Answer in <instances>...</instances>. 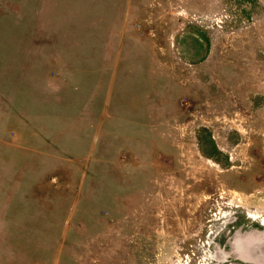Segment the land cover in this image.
Returning a JSON list of instances; mask_svg holds the SVG:
<instances>
[{
	"label": "rangeland",
	"instance_id": "1",
	"mask_svg": "<svg viewBox=\"0 0 264 264\" xmlns=\"http://www.w3.org/2000/svg\"><path fill=\"white\" fill-rule=\"evenodd\" d=\"M263 232L264 0H0V264H264Z\"/></svg>",
	"mask_w": 264,
	"mask_h": 264
},
{
	"label": "water",
	"instance_id": "2",
	"mask_svg": "<svg viewBox=\"0 0 264 264\" xmlns=\"http://www.w3.org/2000/svg\"><path fill=\"white\" fill-rule=\"evenodd\" d=\"M256 236V238H258V237H261V238H263V236H264V232H263V234H259V236H257V235H255ZM261 238L260 239H258L257 240V243L254 245V244H250V243H248L247 242V244L248 245H246V246H248V247H250L251 249H252V247H257L258 249H259V251L261 252L260 254H262L263 253V255H264V248H260V247H258L257 245H262V242H263V240H261ZM260 241V242H259ZM248 251L250 252V249H248ZM251 253V252H250ZM251 255H252V257H255L256 255H257V253H255V255H253V253H251ZM243 257H240V258H242V259H244V260H249L248 258H247V256L246 255H242ZM246 256V257H245ZM253 259V258H252ZM262 260L261 261H263L264 260V258H261ZM249 261H251V259L249 260ZM252 261H254V260H252Z\"/></svg>",
	"mask_w": 264,
	"mask_h": 264
},
{
	"label": "bare ground",
	"instance_id": "3",
	"mask_svg": "<svg viewBox=\"0 0 264 264\" xmlns=\"http://www.w3.org/2000/svg\"><path fill=\"white\" fill-rule=\"evenodd\" d=\"M240 257H243L242 255Z\"/></svg>",
	"mask_w": 264,
	"mask_h": 264
}]
</instances>
